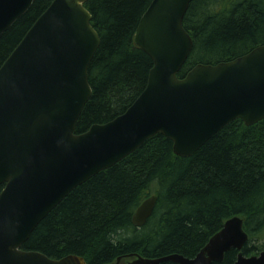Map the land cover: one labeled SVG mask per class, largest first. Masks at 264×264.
Returning a JSON list of instances; mask_svg holds the SVG:
<instances>
[{"label":"water","instance_id":"water-1","mask_svg":"<svg viewBox=\"0 0 264 264\" xmlns=\"http://www.w3.org/2000/svg\"><path fill=\"white\" fill-rule=\"evenodd\" d=\"M193 0H152L134 43L153 62L147 84L112 121L80 135L76 123L92 91L88 67L100 39L87 0H53L0 67V264H86L21 250L38 224L75 188L161 135L173 154L189 158L230 123L264 120V45L215 65L198 64L179 79L193 43L183 19ZM34 0H0V37ZM157 203L145 199L131 217L143 227ZM239 217L226 220L193 258L131 255L128 264H264V249L244 256ZM118 258L114 264H120Z\"/></svg>","mask_w":264,"mask_h":264},{"label":"trees","instance_id":"trees-1","mask_svg":"<svg viewBox=\"0 0 264 264\" xmlns=\"http://www.w3.org/2000/svg\"><path fill=\"white\" fill-rule=\"evenodd\" d=\"M53 0H34L0 37V67ZM152 0H87L100 44L88 67L92 91L75 126L87 132L122 115L146 87L151 59L134 43ZM193 47L179 79L198 64L215 65L264 45V0H193L183 19ZM3 186H0V192ZM157 203L137 229L131 217L150 196ZM239 217L244 256L264 249V120H236L189 158L161 135L75 188L34 229L21 250L50 259L74 255L86 264H128L125 257L193 259L226 220ZM238 252L224 255L233 264ZM160 264H174L164 262Z\"/></svg>","mask_w":264,"mask_h":264}]
</instances>
